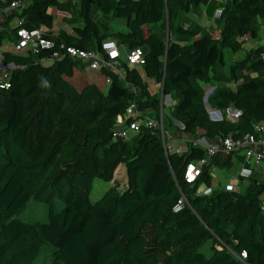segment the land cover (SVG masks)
Here are the masks:
<instances>
[{"label": "trees", "instance_id": "1", "mask_svg": "<svg viewBox=\"0 0 264 264\" xmlns=\"http://www.w3.org/2000/svg\"><path fill=\"white\" fill-rule=\"evenodd\" d=\"M211 1L79 0L73 16L69 0H0V8L19 3L0 21L3 63L18 65L6 71L9 88H0V264H39L44 254L48 264H264V180L239 178V190L229 192L208 174L210 167L237 169L241 151L209 159L186 142L187 152L166 156L152 131L112 138L117 116L131 102L159 116L160 101L141 72L175 102L165 126L172 137L179 131L218 141L257 135L264 123V43L255 42L264 0H215L222 13L209 30L190 16L199 17ZM56 8L70 14L62 21L71 33L56 29ZM96 14L107 20L97 22ZM116 18L124 30L109 28ZM16 19L21 22L12 27ZM19 27L44 31L53 46L39 55L7 51ZM108 39L126 53L141 49L142 63L123 58L120 75L68 56L40 63L66 48L101 53ZM225 52L243 53L226 75ZM212 83L218 86L207 103L220 121L205 108L204 87ZM228 108L240 112L237 122L226 118ZM207 158L196 181L185 182L186 166ZM120 165L122 184L115 180ZM95 180L108 187L92 200ZM200 187H211V194L197 196ZM182 195L186 204L175 214ZM29 201L45 205L47 222L18 218Z\"/></svg>", "mask_w": 264, "mask_h": 264}, {"label": "built area", "instance_id": "2", "mask_svg": "<svg viewBox=\"0 0 264 264\" xmlns=\"http://www.w3.org/2000/svg\"><path fill=\"white\" fill-rule=\"evenodd\" d=\"M19 7V3L14 2L5 8H0V21L4 19L11 11ZM222 10L218 9L214 13V19H219ZM21 19H16L12 22V25L20 24ZM16 40L13 45V54L15 55H39L42 52H46L53 46L52 41L46 38V33L40 29L26 30L19 27L16 29ZM101 53L99 52H85L74 48H66L65 51L60 53H53L50 58H41L40 63L43 65H49L54 60L63 59V57L68 56L72 59L80 61L82 64L87 65L91 70L99 71L102 67L109 68L120 75V49L117 46L115 40L108 39L101 43L100 45ZM3 48L0 46V66L3 67ZM142 50L136 49L132 50L126 55V60L131 66H138L142 63ZM5 67L0 70V88L8 89L9 85L4 82L7 76ZM108 79L106 82L108 83ZM166 98V99H165ZM159 104V116L158 118H152L146 114H143L136 105V102H131L129 106L125 109L124 115H119L116 118V130L112 133V138L115 141L127 140L130 135H136L144 130H149L155 133L162 144L164 153L168 155H179L188 151V145L186 142L191 143L193 146L200 147L206 151L207 157L210 159L217 153H222L224 156H228L230 153L235 151H241L243 156V162L239 164L237 170V177L240 179H248L254 176L253 170L261 165L264 160V123L256 126L255 132L257 135H246L240 138L228 137L222 141L206 139L205 137H188L182 142H175L172 135L166 130L164 126V111L169 115V110L173 106L171 98L165 96ZM164 102L166 106H169L167 110L164 108ZM211 114L217 115L216 109H210ZM220 113V112H219ZM221 116V114H220ZM240 116L238 110H233V108H228L226 110V118L229 121L237 122ZM178 127L181 125L175 120H172ZM214 121V120H213ZM182 128V126H181ZM208 158L202 159L197 163H190L186 166L184 170V181L192 184L201 174V169L203 166L208 164ZM212 192L211 187H200L196 191L197 196H208ZM186 204V199L182 195L181 198L172 207L173 213H179L184 205ZM242 259L246 257L245 253L241 254Z\"/></svg>", "mask_w": 264, "mask_h": 264}, {"label": "rangeland", "instance_id": "3", "mask_svg": "<svg viewBox=\"0 0 264 264\" xmlns=\"http://www.w3.org/2000/svg\"><path fill=\"white\" fill-rule=\"evenodd\" d=\"M65 6L69 9V13L73 14V16H74L77 13V9H78V6H79V0H69V4H67ZM52 13L55 16L56 29L59 27L60 29L69 31V33H71L70 32V26L68 27L67 24L62 21L64 18L69 17L70 14L66 10L61 9V8L53 9ZM94 16H95V19L97 20V22H99V23H104L107 20L106 17H101V15H97L96 14ZM115 21L116 22L122 21V23H124V20L122 18H116ZM262 25H264V21H261L260 26H262ZM12 27H13V25H12ZM109 28L112 29V31L113 30L115 31L117 29L121 30L119 28V26L117 24H115V23H112V25H110ZM123 29H125L124 25H123ZM258 33H259L258 41L255 42V43L256 44H263L264 43V32L263 31H259V28H258ZM6 50L10 51L11 53H13V51H14V49L12 48V45H10V47H7V45H6ZM124 54L126 56V53H124ZM242 56H243V53H238L235 56H232L230 53L225 52L224 58L226 60V66H225V68L223 70L225 75L228 73V71H227L228 70V66L235 59H239ZM3 67H5L6 70H10V69L18 68V65L10 62V63H5V64L3 63ZM3 67L0 66V70L3 69ZM78 70H79L80 73H82V71H83V69H78ZM141 74H142V77H143V80H144V83L146 85V89H147L148 93L151 96L157 97L158 100H160V102H161L162 101L161 98L163 99L164 96L161 94V86H160V84L156 83L154 80H150L149 78H147L143 72H141ZM91 79L92 78H88V81H90ZM79 84H80V81H77L75 86L77 87V86H79ZM228 85L231 86V89H234V86H233L232 83H229ZM217 86H218V83H212L211 85H209L207 87H204L205 95L211 89L214 90V88L217 87ZM164 108H165V110H167L169 108V106H166L165 102H164ZM210 109H212V108H210ZM233 110H235V109H233ZM207 113H208V116H209V119H210L211 110L209 111V109H207ZM167 115L168 114H166V111H164V118H163V121H165L164 122V126H167V121H166L167 118H168ZM128 143L132 144L131 139L128 141ZM183 143H184V141H183ZM262 164H264V160L261 162V165ZM234 169H236V166L232 167L231 170H229V172H231ZM217 170H221V169L216 168V167H210L208 169V174L213 180H216L214 172L217 171ZM222 171L227 173V171H225V170H222ZM124 173H125L124 166L120 165L118 170H117V172H116V174H115V180L118 181L120 184H122L123 180H121V179H123ZM107 187H108V183H104V182H101L99 180H95L93 182V190H92V193H91V199L95 200V199L99 198L100 195L102 194V192L104 190H106ZM18 218L23 220V221H26V222H41V223L42 222H47V220H48L47 208L42 203L29 201L28 204L26 205V208L19 213ZM210 245L211 244L208 243L207 246L205 247V251L204 252L206 253V255H209V253H210L209 252ZM47 256H48V254H44L43 255L44 258L41 259L43 261H39V264H48V260H46V259H48Z\"/></svg>", "mask_w": 264, "mask_h": 264}, {"label": "crops", "instance_id": "4", "mask_svg": "<svg viewBox=\"0 0 264 264\" xmlns=\"http://www.w3.org/2000/svg\"><path fill=\"white\" fill-rule=\"evenodd\" d=\"M219 5H221V3H218L215 0H212L210 3L206 2L204 5H201L200 7L199 17H195L196 16L195 14H192L190 17L191 19L193 18L194 20H198V25L200 27L206 28V29H213L214 28V12L218 8L217 6ZM259 23L261 24V22ZM115 24L119 26V28L121 29L120 31L124 30L123 29L124 23H122L121 21H118V22H115ZM260 31L264 32V25L261 26ZM124 53H126V51L123 50L122 48L120 50V60H122L123 58H126ZM171 101L173 104L175 103L173 100ZM179 129H182L181 125L179 126ZM174 135H175V138L173 137V139L176 142H182L183 140L187 139V136L180 131L178 133L177 132L174 133ZM233 159L235 160V158ZM238 168H239V165L236 170H232L231 172H227V173H225L222 170L215 171L214 173H215L216 180L212 179V185L216 187H222L226 191H229V192L238 191L239 183H240V181L238 180L239 178L237 177ZM253 174H254L253 178L264 180V164L260 165L259 167H256L253 170Z\"/></svg>", "mask_w": 264, "mask_h": 264}, {"label": "water", "instance_id": "5", "mask_svg": "<svg viewBox=\"0 0 264 264\" xmlns=\"http://www.w3.org/2000/svg\"><path fill=\"white\" fill-rule=\"evenodd\" d=\"M212 89L204 96V103H205V108L206 109H209V106H208V103H207V97H208V95L209 94H211L212 93ZM210 119L213 121H220L221 120V116H220V113L219 112H217V115L215 116V115H213V114H211L210 115Z\"/></svg>", "mask_w": 264, "mask_h": 264}]
</instances>
